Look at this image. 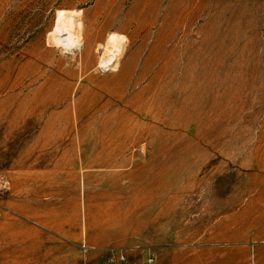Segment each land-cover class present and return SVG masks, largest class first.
Wrapping results in <instances>:
<instances>
[{"label": "rangeland", "instance_id": "374dc122", "mask_svg": "<svg viewBox=\"0 0 264 264\" xmlns=\"http://www.w3.org/2000/svg\"><path fill=\"white\" fill-rule=\"evenodd\" d=\"M59 10H79L81 21L108 33L92 51L66 54L53 43ZM184 17L189 18L183 21ZM113 32L123 37V54L113 71L95 69ZM207 33L215 53L198 51V62L221 59L220 76L232 67L240 70L247 85L241 98L248 106L236 109L231 124L221 123L226 136L218 149L225 155H218L219 168L205 185L188 182L193 167L169 168L161 185L153 171L132 180L105 175L127 172L130 165L92 166L94 148L104 137L103 125H114L106 114L118 104L99 115L88 116L85 109L79 115L82 91L103 84H108L105 89L120 86L111 78L136 55L132 83L158 47L162 60L140 85L127 91L131 96L149 82L174 48L185 63L193 58ZM10 63L15 65L10 79L16 80L0 92V100L11 97L8 112L5 106L6 115L0 119V264H264V217L259 211L264 198H259L261 206H247L264 183L240 196L252 181V171L241 162L244 154L232 156L236 147L227 148L236 137L248 138V148L255 147L264 133V98L259 93L264 88V0H0V79L7 76ZM23 66L25 71L17 74ZM49 81L55 86L52 105L40 113L24 110L14 119V112L25 109L29 93ZM66 81L71 89L60 96ZM148 143L144 139L123 147L120 160H136L142 145L149 150ZM197 144L187 134L170 146L189 151ZM181 156L180 151L178 161ZM117 187L124 203L135 189L150 188L155 198L140 210V219L151 217L162 203L167 205L169 192L182 195L155 220L129 226L89 224L84 208L98 202H94L98 192L109 188L115 192Z\"/></svg>", "mask_w": 264, "mask_h": 264}, {"label": "bare ground", "instance_id": "6f19581e", "mask_svg": "<svg viewBox=\"0 0 264 264\" xmlns=\"http://www.w3.org/2000/svg\"><path fill=\"white\" fill-rule=\"evenodd\" d=\"M79 15L80 11L59 10L57 12L53 28V43L55 46L61 47L66 54H71L82 48L80 41L82 22ZM187 18L189 17H184L182 20L186 21ZM177 22L178 17L175 18L173 26H177ZM184 33L189 34V31ZM206 36L200 43V48L196 49L193 58H190L186 63L183 61V55H180L177 52L178 49L174 48L169 56L166 59L164 58L163 66L149 79V82L131 96L128 95L127 91L131 87L140 85L150 69L162 60L158 47L144 60L137 77L132 83H130V80L135 74L133 67L139 58L136 55L129 58V64L122 65L111 78V80H117L120 86H110L105 89L108 84H103L97 89L85 88L82 91L81 97L77 100L76 110H79V115L82 114V109H85L88 116L99 115L101 112L106 113V109L112 104H118L116 108L106 114L108 119L114 121V125H103L101 132L104 137H101L97 148H94L97 151H93L90 161L92 166L102 168L130 165L127 172L114 171L105 175L109 177L110 174H113L117 178L124 176L132 180H139L143 175L153 171L160 184L163 178L165 179L169 174V168H180L182 166L188 169L193 167L194 170L187 177L188 182L202 181L203 186L205 185L204 183L213 171L219 168L218 155H225L218 149L221 141L226 136V132H221L219 128L221 123L227 121L231 124L235 119L236 109L240 105L248 106L241 98L247 85L244 74L240 70H234L232 67L226 69L220 76L221 59L219 61L215 57L204 58V60L200 59V62H198V51L209 55L215 53L208 33ZM122 38V36L115 33L109 35V46L105 48L104 55L96 63L95 69L111 71L115 69L124 50L121 42ZM159 45L161 46L162 43ZM171 60L174 66L170 65ZM13 67H15L14 64H8L7 76L0 79V92H5L16 80L14 78L11 81L9 76ZM24 68L23 66L17 74L22 70L25 71ZM67 78H70V75H67ZM70 89L71 84L69 82L67 84V81L64 82L60 96H66ZM101 92L104 95L100 94ZM259 93L263 99L264 88H261ZM39 94L40 97L38 98ZM54 96L55 86L54 83L49 81L40 86L39 89L29 93L23 104L25 109L21 107L23 110L14 112L13 118H18L24 110L42 112L43 109L54 102ZM10 100V96H4L0 100V119L6 115L5 106L7 107ZM214 132L216 134H213ZM187 134H192L193 140L198 142L199 146L197 144L192 148L193 150L190 149L189 151H184L183 147L178 148V150L170 146L172 142L180 141ZM211 134L213 138H207ZM144 139H149L148 151L142 145V152L138 153L136 160L131 159L129 162L124 159L120 160L123 147L127 148L129 144H139ZM234 146L236 150L232 156L244 154L241 162L243 166L252 171L250 185L245 186L240 191V196H243L251 193L256 187H261L264 183V133L259 136L258 144L255 147L248 148V138L245 137H236L227 143V148L233 147L234 150ZM198 149L201 150L197 151ZM180 151L183 156L178 161ZM199 170H202L200 175L198 174ZM202 182L198 184L200 185ZM140 188L135 189L125 203L119 200L118 187L115 192L110 188L98 192L95 197L96 201H94L98 202L96 204L90 203L86 206V209L84 208L85 219L89 224H96L99 227H103L104 223H117L125 226H129L134 222L140 224L158 218L165 210L171 209L182 195L180 191L173 190L169 192V197L166 199L167 205L162 203L160 207H157L155 214L151 216L152 218L149 216L147 219H140V210L155 198L150 188ZM260 197L264 198V186L259 190L258 197L251 198L247 206H261ZM244 200L245 198L242 202ZM230 203V206H232L233 199L232 202L230 200ZM259 211L260 216L264 217V208H259ZM233 215L236 216L238 213ZM247 219H250V216Z\"/></svg>", "mask_w": 264, "mask_h": 264}, {"label": "crops", "instance_id": "0c3cea01", "mask_svg": "<svg viewBox=\"0 0 264 264\" xmlns=\"http://www.w3.org/2000/svg\"><path fill=\"white\" fill-rule=\"evenodd\" d=\"M85 9L84 8L80 9L82 14L86 12ZM81 22H82V29L80 31V36L82 35L81 39L83 38L81 50H83L84 51L83 53L86 54L88 51L89 52L92 51L94 46L98 42L101 43L104 39V34L108 32L103 27L97 28L95 26H91L90 24H87L86 20H83ZM94 30H95L94 32L95 36H92Z\"/></svg>", "mask_w": 264, "mask_h": 264}, {"label": "built area", "instance_id": "2783aa9c", "mask_svg": "<svg viewBox=\"0 0 264 264\" xmlns=\"http://www.w3.org/2000/svg\"><path fill=\"white\" fill-rule=\"evenodd\" d=\"M1 184H2V187H1L2 189H4L8 185V183H6V182L5 183H1Z\"/></svg>", "mask_w": 264, "mask_h": 264}]
</instances>
